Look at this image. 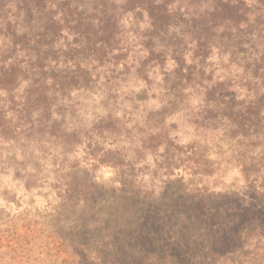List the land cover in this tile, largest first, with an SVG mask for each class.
<instances>
[{"label": "rangeland", "instance_id": "rangeland-1", "mask_svg": "<svg viewBox=\"0 0 264 264\" xmlns=\"http://www.w3.org/2000/svg\"><path fill=\"white\" fill-rule=\"evenodd\" d=\"M33 1L0 7V264H80L62 239L206 197L264 264V24L238 34L219 0Z\"/></svg>", "mask_w": 264, "mask_h": 264}, {"label": "trees", "instance_id": "trees-1", "mask_svg": "<svg viewBox=\"0 0 264 264\" xmlns=\"http://www.w3.org/2000/svg\"><path fill=\"white\" fill-rule=\"evenodd\" d=\"M4 2L0 0V7ZM161 2L153 4L162 10ZM34 4L33 0H21L19 8L30 13ZM218 4L215 13L232 11L226 25H234L240 35L243 31L256 34L248 28L264 24V0H219ZM156 16L151 14V19ZM260 31L263 29L257 34ZM203 199L194 201L195 219L181 218L175 209L152 205L144 208L148 216L146 229L124 233L122 228L96 239L93 245L86 240L77 243V239L70 243L64 238L62 242L80 264H243L246 238L237 235V227L233 226L237 223L230 219V211H225L223 204L211 207L209 197Z\"/></svg>", "mask_w": 264, "mask_h": 264}]
</instances>
